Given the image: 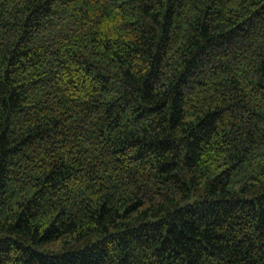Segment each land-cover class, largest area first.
Listing matches in <instances>:
<instances>
[{
  "label": "trees",
  "instance_id": "16d2710c",
  "mask_svg": "<svg viewBox=\"0 0 264 264\" xmlns=\"http://www.w3.org/2000/svg\"><path fill=\"white\" fill-rule=\"evenodd\" d=\"M0 264H264V0H0Z\"/></svg>",
  "mask_w": 264,
  "mask_h": 264
}]
</instances>
